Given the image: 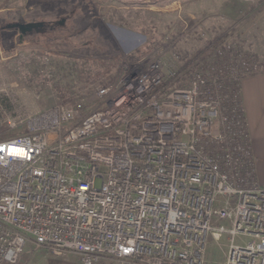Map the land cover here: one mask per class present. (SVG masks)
<instances>
[{"label": "built area", "instance_id": "built-area-1", "mask_svg": "<svg viewBox=\"0 0 264 264\" xmlns=\"http://www.w3.org/2000/svg\"><path fill=\"white\" fill-rule=\"evenodd\" d=\"M148 54L125 57L121 84L99 86L86 108L34 111L0 93V264L42 249L82 264H206L223 237L225 264H264L239 61L179 86Z\"/></svg>", "mask_w": 264, "mask_h": 264}, {"label": "rangeland", "instance_id": "rangeland-1", "mask_svg": "<svg viewBox=\"0 0 264 264\" xmlns=\"http://www.w3.org/2000/svg\"><path fill=\"white\" fill-rule=\"evenodd\" d=\"M257 1L0 0V93L8 92L38 111L62 102L61 87L79 92L73 94L77 98L85 92L84 85H120L123 59L148 53L144 60L159 55L166 73L168 68L179 71L182 85L195 79L209 85L214 70L216 77L228 76L234 58L253 59L262 71L264 1L258 6ZM32 17L51 27L23 39L20 32L7 29L14 20L27 22ZM222 33L227 36L218 50L203 65H196L194 75H187L186 60ZM228 56L234 63L230 67ZM227 243L226 237L210 238L206 264H225ZM51 260L57 262L51 264H82L72 253Z\"/></svg>", "mask_w": 264, "mask_h": 264}, {"label": "crops", "instance_id": "crops-1", "mask_svg": "<svg viewBox=\"0 0 264 264\" xmlns=\"http://www.w3.org/2000/svg\"><path fill=\"white\" fill-rule=\"evenodd\" d=\"M236 68H241L244 73L240 78L239 88L254 159V180L264 187V70L256 72L259 69L258 62L253 59L249 62L246 57H241ZM51 256L53 255L47 250H38L26 255L22 264H46L45 261L49 264L57 263L51 260Z\"/></svg>", "mask_w": 264, "mask_h": 264}, {"label": "trees", "instance_id": "trees-1", "mask_svg": "<svg viewBox=\"0 0 264 264\" xmlns=\"http://www.w3.org/2000/svg\"><path fill=\"white\" fill-rule=\"evenodd\" d=\"M227 34L222 33L219 35H215L212 39H210L205 46L197 50L190 58L186 60V68L185 72L187 75H194L195 74V68L196 65L199 63L205 62L211 54L216 52L218 48L221 46L223 41L225 40ZM147 52V51H145ZM145 55V54H144ZM133 56V55H131ZM139 55H135L133 57H138ZM142 56V55H141ZM259 70H256L258 72ZM111 80V79H110ZM112 81V80H111ZM106 84V83H104ZM103 83L100 85H96L95 87L89 88L88 85H84V89L86 88L85 92L80 94L79 97H74L73 94H78L79 92L71 91L69 89H63L62 87L59 89L58 93L60 96V101L72 103V104H83V106L86 108L88 104H97V98L94 95L95 90L99 87L104 85ZM172 85H179L181 86L180 82L176 80ZM84 98H87V104L84 102ZM84 102V103H82Z\"/></svg>", "mask_w": 264, "mask_h": 264}, {"label": "flooded vegetation", "instance_id": "flooded-vegetation-1", "mask_svg": "<svg viewBox=\"0 0 264 264\" xmlns=\"http://www.w3.org/2000/svg\"><path fill=\"white\" fill-rule=\"evenodd\" d=\"M58 22L60 23L61 20H58ZM30 23H35V24H37V26L33 27L31 30L26 31V33H23L21 27L18 24H25L26 25V24H30ZM40 23H42V24H40ZM48 25L51 27V24H48L47 21L42 20V19L37 18V17H32L27 22L14 20L10 24L7 25V27H8L7 29L16 30V31L20 32L19 36L21 37V39H23V37H25L27 35H34V33H36V32H40L41 30H45V28Z\"/></svg>", "mask_w": 264, "mask_h": 264}, {"label": "water", "instance_id": "water-1", "mask_svg": "<svg viewBox=\"0 0 264 264\" xmlns=\"http://www.w3.org/2000/svg\"><path fill=\"white\" fill-rule=\"evenodd\" d=\"M40 24H42V23H40ZM18 25L21 27L23 33H26V31L31 30L33 27L37 26V24H35V23H30V24H26V25L25 24H18Z\"/></svg>", "mask_w": 264, "mask_h": 264}]
</instances>
